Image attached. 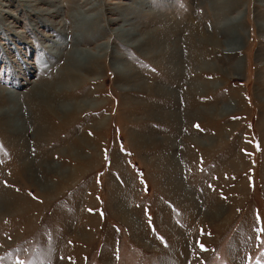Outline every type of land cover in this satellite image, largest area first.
Instances as JSON below:
<instances>
[{
  "label": "rangeland",
  "instance_id": "rangeland-1",
  "mask_svg": "<svg viewBox=\"0 0 264 264\" xmlns=\"http://www.w3.org/2000/svg\"><path fill=\"white\" fill-rule=\"evenodd\" d=\"M42 2L0 0V108L8 89L56 81L61 61L43 46L54 20L72 25L91 4ZM88 2L96 28L130 22L138 37L93 31L88 46L108 40L98 70L59 91L93 108L64 117L18 97L21 133L0 116V264H264V0Z\"/></svg>",
  "mask_w": 264,
  "mask_h": 264
},
{
  "label": "bare ground",
  "instance_id": "bare-ground-1",
  "mask_svg": "<svg viewBox=\"0 0 264 264\" xmlns=\"http://www.w3.org/2000/svg\"><path fill=\"white\" fill-rule=\"evenodd\" d=\"M42 1H45V0H37V2L43 3ZM46 1H49V0H46ZM84 1H86V4H88V3L89 4L91 3V4L89 6H87V7H85L86 9L83 7L84 8L83 10H81V9H80L81 11L78 10L79 12H77V11L76 12H72L71 11V15H72L71 18L73 19V21H72V25H69L70 27L67 24H65L66 22L64 21V19L63 20H60L58 22H56L54 20V25L51 24L53 26L51 28H53L54 37L55 38L57 37V38L56 39L55 38H52V39L49 40V42H47V43H45L43 45L47 49L46 50V54L48 55V57H50V58H52L54 60L59 59V61H61L60 64L59 65H56V67L53 69V70H56L55 73H58V72L61 73L62 72L59 75V77L57 76L58 78L56 77V81L54 83H37L38 80H36L37 82L35 81L33 83L32 87L29 89V91L24 92V93L16 92V91H14V89H8L7 90V93L6 94H7L8 100L9 99H14V101L13 100H9V103L7 104V106L3 105L5 108H0V116H3V117H5V120L6 119L8 120L7 121L8 123H6V121H4V122L8 125V127L10 126L9 127L10 130H13V131H16L18 133H21L20 131H25L27 129V127H28L27 126V122H26L27 119L25 120V118H24V115H25L26 112H24L22 110L23 109L22 105L20 106V105L17 104V102H15V99L18 98V97H22L23 96L25 98H30L31 100L33 99L35 101H38L39 104L42 103L50 111V113H52L54 115H58L60 113L64 117H66L67 115H69L72 110H75L76 112H78L80 110L87 109V108L90 109V108H93L94 106H96L97 103L94 101V99L90 98V96H87V98L81 99V100L71 99L69 102H66V100H64L63 102H61V100H59V97H60V94H61L59 91L61 89H63V86L65 85V83L63 85L62 81H68V79H70V78L71 79L72 78H78L79 75L82 74L80 72L82 70H87V71L88 70H92V69L98 70L97 68H95V63L98 62L99 61V58L104 54V52H105L104 49H106L108 40L106 39V40H104V41L102 40L100 42H97L96 41L97 43H95V44L92 43L93 46L92 45L91 46H88V45H90L89 43H91L93 41V39H96V37L94 36L95 33H99V35H100V33H103L104 31H108L109 30V32H111V34H115L117 36V39L120 38L123 41L130 40L131 38H133L134 35L137 36V33H136L135 28L134 27H130V22L129 23H124L123 22V23H121V25H119L117 27L115 25V27L110 28L109 27L110 20H109L107 23H103V25H101V23L99 22L100 24H98V25H100V26H99V28H98V26L96 28L93 23H94V21L97 18H99V17L101 18V15H99V13H97V12L95 14V13L89 11V9H94L96 7V5H95L96 3L88 2V1H91V0H84ZM29 3H31V1ZM27 4H28V2H27ZM29 5H32V3L29 4ZM45 6H46V4H45ZM76 8H77V6H76ZM43 9H46V7L45 8L43 7ZM43 9H41V10H43ZM132 12H134V11H132ZM44 13L50 14L51 16H54V17H57L60 14V9H59V7H56V8L54 7V8H51V9H48V10L44 11ZM37 14H38V12H37ZM50 15H48V16L50 17ZM120 17H122V16H120ZM114 18H117L118 19L119 17H117V16L111 17V20L114 21ZM124 18H125V16H124ZM50 21H53V19L50 20ZM115 21H117V20L115 19ZM48 27H50V26H48ZM215 27H217V26H215ZM31 29H34V28H31ZM95 29H97V30H95ZM6 30H7V28H6ZM84 31H88V33H86V35L85 34L82 35ZM93 31H95V33ZM96 31H98V32H96ZM141 35H142V33H141ZM98 36H97V38H98ZM143 38L144 37L138 38V39H135L134 41H135V43L140 44V43H142ZM61 39H65L66 41L65 40H62L61 41ZM237 40L238 39H236V40L234 39V41L231 40V42H230L231 47L228 48L229 50H232V49L236 48L234 46L237 44V42H236ZM168 41H170V40H168ZM233 43L235 45L232 46ZM16 46H17L16 48H20V45H16ZM67 46H69V48H67ZM27 52H28L27 50H24L23 51L24 57L26 56ZM117 57L119 58L121 56L119 55ZM24 60H26V59H24ZM25 63H26V61H25ZM111 66H112V68H113V70L115 72L121 74L122 76L125 75L127 78H130L131 77V76L130 77L128 76L129 70H131L130 67L124 65L121 61H114V62L112 61ZM179 67L180 66L178 64V69H179ZM27 68L28 67L25 66L23 69H27ZM174 68H175V66H174ZM55 75H54V77H55ZM83 76H85V75H83ZM125 76H123V77H125ZM39 77H41V76H39ZM50 79H51V77H50ZM92 79H93V77H92ZM29 82L32 83V80L29 81ZM198 82H199V80H198ZM61 86H62V88H61ZM8 100H6V101H8ZM21 104H22V102H21ZM219 110H223V109L221 108ZM176 118H177V115H174V119H176ZM40 122H43V120L42 121L40 120ZM176 123L178 124V121H176ZM175 126H177V129H179L178 127H180V123H179V125H175ZM92 148L95 149L94 146ZM22 152H23V150H22ZM22 152L20 151L19 154H21ZM70 153H72V150L70 151ZM188 154H189V152H186V155H188ZM25 158L26 157H24V159ZM24 159L21 160V161L22 162L24 161V163H23L24 167H26V168L29 169V167H31L33 165V163H31V162H33L32 161L33 158H32V160L30 158L29 159L27 158V160L30 161L29 162L30 164H28V162L26 160H24ZM56 165L57 164H54L52 162L51 164H49V167L51 168L52 166H56ZM55 169H58V167H55ZM25 172H27V171L25 170ZM31 173H32V171H31ZM35 174L36 173H34V175H32V174L30 175V176H33V179L35 180L34 183H36L37 185H39L42 188L46 187L47 184L45 185V183H43V181L37 179V177H36ZM34 176L36 177L37 180L34 178ZM168 177H169L168 182H170V186L173 185L175 187L176 191H184V192L189 191L190 192V187L184 186L181 183L180 179L178 180V178H180V177H178L177 175H173V177H170V176H168ZM115 190H116V188H115ZM118 193H120V192H117V194ZM119 201H120V199H119ZM122 205H123V203H122ZM122 209H123L124 213L126 214L125 219L132 225L133 229H135V225H139V223H140L136 219L137 218L135 216V213L136 212H134L132 210H131L132 212L126 210L125 203H124Z\"/></svg>",
  "mask_w": 264,
  "mask_h": 264
}]
</instances>
